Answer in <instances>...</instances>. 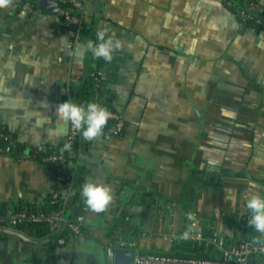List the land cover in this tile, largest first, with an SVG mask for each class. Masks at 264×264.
I'll list each match as a JSON object with an SVG mask.
<instances>
[{"label":"crops","instance_id":"0c3cea01","mask_svg":"<svg viewBox=\"0 0 264 264\" xmlns=\"http://www.w3.org/2000/svg\"><path fill=\"white\" fill-rule=\"evenodd\" d=\"M95 6L98 29L121 41L112 61L97 67L99 95L112 97L124 131H103L88 145L78 197L70 194L64 208L66 219L83 216L80 232L52 247L27 230L0 232V264H113L110 239L123 236L133 251H169L192 221L200 239L207 221L233 243L232 220L242 218L246 197L264 195V32L242 26L222 0H84L83 20ZM57 15L17 10L15 0L0 9V125L34 147L66 140L70 124L58 137L55 110L84 69L86 46L71 31L53 33ZM41 113L48 119L37 126ZM88 180L111 187L107 211L88 210L81 195ZM59 185L38 161L0 154V205L39 204ZM183 186L184 203L148 204L132 191L179 199ZM227 189L235 190V205Z\"/></svg>","mask_w":264,"mask_h":264},{"label":"trees","instance_id":"16d2710c","mask_svg":"<svg viewBox=\"0 0 264 264\" xmlns=\"http://www.w3.org/2000/svg\"><path fill=\"white\" fill-rule=\"evenodd\" d=\"M15 1L17 10L25 6H30L33 10H38L37 0ZM58 2L60 4V12L57 15L58 19L50 25L53 33L58 34L59 32L67 30L71 31L74 34V38L76 39H78L80 36L84 37L83 44L85 46L88 40L96 41L97 33L100 31L98 29V22L100 18L98 11L92 12L88 21L82 19L80 23L81 27L79 28V24L69 23L67 21L64 12L68 11L70 15H76L80 17L81 13H78L77 10L74 9L70 0H58ZM80 2L83 5L84 0H80ZM222 2L238 19L242 26L251 27L256 31L264 32V27L255 23V19H260L262 22H264V13H259L256 9H251L249 7L251 2L259 3L258 0H222ZM98 63L99 60L93 58L91 52L86 48L83 73L77 83L66 84L67 94L65 95V101L73 100V102L78 104L97 102L101 104V106L106 107L109 111H116L112 104L113 99L111 96L106 95L102 97L99 95L102 78L98 72ZM115 122L116 120L114 118H110L103 131L110 134ZM123 131L119 133L118 136H121ZM66 142L71 144V150L61 151ZM89 143L90 141L83 140L81 133L76 131L72 136L68 137L67 135V138L64 142L57 144H45L42 147H34L26 143L14 141L7 127L0 125V154H7L14 160H19L21 158L36 160L44 165L45 168L52 173L55 179L59 180L60 185L55 194H49L39 204H29L32 206V209H42L46 213L53 210H58L62 207L64 209L69 203L68 199L70 194L72 195V201H76L79 189L81 187ZM6 148H8L7 152H5ZM51 157H55V159H51ZM192 179H194L193 171L189 170L187 180ZM75 182H77V186L75 189H73ZM132 191H134V193L136 192V197L139 198L140 202L146 201L148 204L156 203V201L159 199L184 203L187 195V189L185 186H183L179 199H166V197L163 195L155 193L151 190L135 189ZM62 197H67V200L65 201L66 203H64V199ZM132 200L133 197H131V199L128 201H124L123 207L126 208V206L132 203ZM23 205L24 203L8 201L0 205V211H3L6 208H14L19 210L24 207ZM124 208L121 210V215L125 213ZM65 220L71 222L75 220V217H69L68 219L65 218ZM232 222H234V226L237 228V235L232 240L233 243H229L226 237L221 235L227 247L238 246L241 243L251 242L254 236L259 235L258 233L254 232V226H250L248 224V220L240 218L238 220H232ZM17 229L27 230L35 240H39L43 244L50 245V247L57 245V238L52 240L49 239V237L53 234H51L49 226L45 223H25L19 225ZM199 230L203 239L193 240L190 237L188 239H181V235L185 231H189L190 234L189 227H186L182 234L175 238L169 251L156 250L146 252L166 253L172 256L184 258L218 259L221 255V252L212 243L208 242L212 239L214 234V231H212L208 225V222L202 221L199 226ZM0 232L5 233L2 230H0ZM69 233L71 232H69L68 227L65 225V228L62 230L60 236L67 238ZM120 237L124 239L123 236H118L110 239L108 243H114ZM251 257L254 260V264H264V253L253 254Z\"/></svg>","mask_w":264,"mask_h":264},{"label":"clouds","instance_id":"9594fccd","mask_svg":"<svg viewBox=\"0 0 264 264\" xmlns=\"http://www.w3.org/2000/svg\"><path fill=\"white\" fill-rule=\"evenodd\" d=\"M13 0H0V9L12 7ZM86 48L91 52L93 58L105 62H111L113 54L121 48V41L115 39L113 35L108 34L107 29H102L97 33V40H88ZM22 105H26L21 97H18ZM42 107H47L46 103L42 102ZM56 120L60 124V130L57 136L61 137L67 134L69 124L81 133L82 139L85 141H94L103 135V130L106 127L108 120L111 117V112L97 102L87 104H78L69 100L60 103L55 110ZM42 113L35 117L37 126H42L41 122L47 120ZM71 144L66 142L61 151H70ZM250 188L255 187L252 180L248 181ZM227 200L232 205L236 204V192L233 189H227ZM81 195L84 198V203L88 210L93 213H103L107 211L109 205L113 201V192L109 185L98 180H88L84 183ZM246 210L251 214L248 220L250 226H254V232L259 235L254 236L251 243L261 246L264 250V195L250 192L245 199ZM187 219L192 221L194 216L191 212L187 213ZM189 231H185L181 235V239H188Z\"/></svg>","mask_w":264,"mask_h":264},{"label":"built area","instance_id":"2783aa9c","mask_svg":"<svg viewBox=\"0 0 264 264\" xmlns=\"http://www.w3.org/2000/svg\"><path fill=\"white\" fill-rule=\"evenodd\" d=\"M70 1L72 2L74 9L77 10L78 13H81L83 5L80 0ZM249 7L251 9H256L259 13H264V8L258 2H251ZM64 15H66V19L69 23H77L79 24V28L81 27L80 23L82 17L70 15L68 11H65ZM255 23L264 27V22H262L260 19H255ZM109 112L112 114L110 118H114L116 120L110 134L112 136H118V134L124 129V122L121 119L119 113L116 111ZM76 131L78 130L70 125L68 137L72 136ZM7 151L8 148L5 149V152ZM51 159H55V157H51ZM62 198L64 199L63 201L65 203L67 197ZM63 212V207L47 213L42 209H32L31 205L24 206L19 210L14 208H6L3 211H0V228L19 231L17 227L25 223H45L49 226L51 234H54L60 229L62 224H65L68 227L69 232L78 234L83 222V216L77 215L74 221L68 222L65 220ZM250 215L251 214L245 208L241 217L245 220H249ZM196 227L197 222L192 221L190 237L193 239H200L201 236L196 231ZM56 241L58 245H62L66 243V238L64 236H59ZM208 242L212 243L221 252V255L218 259L184 258L172 256L166 253L133 251L132 264H247V259L253 254L264 253V250H262L261 246L253 245L251 242L241 243L238 246L227 247V245L224 243V239L215 232L212 239ZM132 245V243H129L120 237L114 243L107 244V257L110 259L113 258V252L115 248L129 249Z\"/></svg>","mask_w":264,"mask_h":264},{"label":"water","instance_id":"95a60500","mask_svg":"<svg viewBox=\"0 0 264 264\" xmlns=\"http://www.w3.org/2000/svg\"><path fill=\"white\" fill-rule=\"evenodd\" d=\"M37 7L40 11H44L48 13L58 14L60 11V4L57 0H37ZM96 11H97V6L94 7V12ZM79 41L83 42L84 37L80 36ZM76 186H77V182L74 183L73 189H75ZM70 199H72V197ZM64 228H65V224H62L60 229L57 232H55L53 235H51L49 239L52 240V239L58 238L61 235L62 230ZM0 230L16 235V236H22V234L19 233L18 231L9 230V229H1V228ZM34 242L40 243L41 241H34ZM132 254H133L132 249L115 248L113 252L112 262L113 264H132ZM247 264H254V260L252 257H249L247 259Z\"/></svg>","mask_w":264,"mask_h":264}]
</instances>
